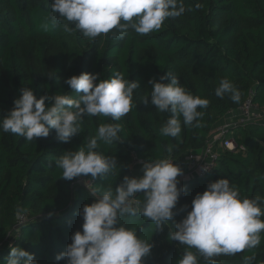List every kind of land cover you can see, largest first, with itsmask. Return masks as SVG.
I'll return each instance as SVG.
<instances>
[{
  "label": "trees",
  "instance_id": "trees-1",
  "mask_svg": "<svg viewBox=\"0 0 264 264\" xmlns=\"http://www.w3.org/2000/svg\"><path fill=\"white\" fill-rule=\"evenodd\" d=\"M51 0H0V119L14 107L20 89L29 87L37 98L67 94L74 98L65 80L82 73L99 74L98 80L120 72L125 79L138 82L134 90L135 107L114 121L110 117L85 115L81 133L69 142L56 139L55 130L46 138L32 142L0 130V264H5L11 247H21L34 254L38 264H66L56 256L66 250L72 235L82 231L81 209L95 202L109 187L113 190L125 175L132 172L133 157L146 161L178 160L202 150L218 124L233 111H239L253 91L254 105L264 107V0H182V18L167 19L160 30L147 35L131 27L120 38L116 30L96 37H84L74 25L51 11ZM200 4L199 8L195 5ZM55 17V19H54ZM60 50L49 65L47 52L51 44ZM37 56L38 69L27 66ZM168 72L180 78L181 85L194 96L208 99L200 119L201 127L183 126L179 140L165 137L160 129L170 113H160L151 100L150 80L170 83ZM229 79L241 94L233 102L230 94L215 95L222 79ZM119 124V140L112 144L99 142L97 151L117 166L106 177L91 175L72 180L62 178L56 159L65 152H76L86 139L96 135L101 124ZM231 136L244 150H219V160L207 175L180 176L182 193L174 211L177 215L157 229L139 214L144 203L142 193L133 198L136 215H124L120 223L135 229L138 236L153 248L144 264H176L186 250L171 239L175 223L191 210L196 194L209 183L229 179L241 197L264 198V122H250L232 128ZM173 144L172 153L167 151ZM80 182V184H79ZM91 182V188L81 183ZM187 205V210H183ZM27 221L17 228L20 215ZM264 219V217H262ZM264 264V232L260 243L234 255L214 257L216 264ZM200 264H207L199 257Z\"/></svg>",
  "mask_w": 264,
  "mask_h": 264
},
{
  "label": "clouds",
  "instance_id": "clouds-1",
  "mask_svg": "<svg viewBox=\"0 0 264 264\" xmlns=\"http://www.w3.org/2000/svg\"><path fill=\"white\" fill-rule=\"evenodd\" d=\"M51 11L59 18L74 25L84 37L95 39L112 30L123 38L131 27L136 33L147 35L158 31L169 18H176L186 11L182 0H51ZM196 8L200 4L195 5ZM55 19V17H54ZM99 74L82 73L65 80L76 98L67 94L44 95L40 98L29 87L20 89L21 95L14 100V107L0 119V130L12 133L32 142L46 138L55 130L56 139L69 142L81 133V125L87 117L103 116L119 121L135 105L133 93L138 82L125 79L116 72L111 78L101 79ZM163 83L150 80L151 103L160 113H170L160 129L165 137L179 140L183 126L201 127L200 119L208 107V99L194 96L186 90L180 78L168 72ZM230 94L233 102H239L241 94L227 78L219 82L215 95L223 98ZM119 124H101L95 136L86 139L78 151L65 152L55 161L62 170V178L72 180L80 176L93 179L106 177L116 168L115 159L97 151L99 142L112 144L119 140ZM174 145L167 151L172 153ZM207 171L205 167L203 169ZM142 176L125 175L113 190L109 187L95 202L81 209L82 231H76L66 250L56 256L66 264H144L153 244L140 238L135 229L120 223L124 215H136L133 198L138 193L144 196L139 214L157 226L168 225L178 214L176 206L186 188L178 185L183 169L168 159L146 161ZM187 205L183 210H187ZM264 198L241 197L239 189L229 179H220L208 184L203 193H198L191 203V210L179 222L171 239L188 249H195L207 264H216L214 257L220 254L234 255L260 243L264 232ZM198 255L186 250L176 264H200ZM251 258L246 264H250ZM5 264H38L34 254L21 247H11Z\"/></svg>",
  "mask_w": 264,
  "mask_h": 264
},
{
  "label": "built area",
  "instance_id": "built-area-1",
  "mask_svg": "<svg viewBox=\"0 0 264 264\" xmlns=\"http://www.w3.org/2000/svg\"><path fill=\"white\" fill-rule=\"evenodd\" d=\"M255 96L254 92L251 91L249 98L245 101L243 106L239 110V120L237 124L241 126H245L250 122H264V107H258L253 103V97ZM237 124L220 126L216 129V131L212 134V138L208 141L206 146L199 153H190L186 158L185 172L186 174H182L183 176H195V175H207L211 172L216 163L219 160V151L217 147L220 146L221 149L234 152L237 150H244L243 147H239L235 141L234 137H230L231 131L226 132L227 128L231 129L235 127ZM238 125V126H239ZM227 127L226 129H223ZM229 137V138H228ZM169 161L175 162V160L168 158ZM146 162L145 159L140 158L138 156L133 157L132 163V172L135 177L142 176V167ZM187 166V167H186ZM207 168V171H204V168ZM80 184V182H79ZM84 186L85 183H81ZM91 182H87L86 188H91ZM27 221V216L22 214L19 216L18 225L21 226Z\"/></svg>",
  "mask_w": 264,
  "mask_h": 264
},
{
  "label": "rangeland",
  "instance_id": "rangeland-1",
  "mask_svg": "<svg viewBox=\"0 0 264 264\" xmlns=\"http://www.w3.org/2000/svg\"><path fill=\"white\" fill-rule=\"evenodd\" d=\"M178 20H180L182 18V15L177 17ZM60 50L58 49V47L56 45H54L53 43L50 45L48 52H47V61L49 63V65L53 66L54 65V55L56 53H58ZM27 66L30 68H34V69H38V62H37V56L35 55V52L33 53V55L31 57L28 58L27 60ZM238 120H239V116H238ZM237 124V123H236ZM239 124H237L236 126H238ZM227 126V125H225ZM230 126V125H229ZM235 126V127H236ZM220 127V126H219ZM227 127H224L223 129H226ZM231 129L227 128L226 132H230ZM230 137L232 138L233 136L230 135ZM229 138V137H228ZM221 149L220 146L217 147V150L219 151ZM187 167V166H186ZM184 174H186V172H184ZM183 176V175H181ZM87 185V183H85ZM84 185V184H83ZM85 185V186H86ZM87 187V186H86Z\"/></svg>",
  "mask_w": 264,
  "mask_h": 264
},
{
  "label": "crops",
  "instance_id": "crops-1",
  "mask_svg": "<svg viewBox=\"0 0 264 264\" xmlns=\"http://www.w3.org/2000/svg\"><path fill=\"white\" fill-rule=\"evenodd\" d=\"M238 116H239V111L230 112L218 125L225 126V125L236 124L238 122ZM200 151H197L196 153H199ZM187 156H188V153L183 155L182 157H179L178 160H176V164H178L183 169V174L185 172Z\"/></svg>",
  "mask_w": 264,
  "mask_h": 264
},
{
  "label": "water",
  "instance_id": "water-1",
  "mask_svg": "<svg viewBox=\"0 0 264 264\" xmlns=\"http://www.w3.org/2000/svg\"><path fill=\"white\" fill-rule=\"evenodd\" d=\"M20 226H18L17 228H19Z\"/></svg>",
  "mask_w": 264,
  "mask_h": 264
}]
</instances>
